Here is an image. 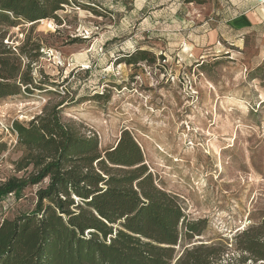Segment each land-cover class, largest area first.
<instances>
[{
	"label": "rangeland",
	"instance_id": "rangeland-1",
	"mask_svg": "<svg viewBox=\"0 0 264 264\" xmlns=\"http://www.w3.org/2000/svg\"><path fill=\"white\" fill-rule=\"evenodd\" d=\"M227 6L71 0L57 12L61 25L44 19L7 28L10 44L41 43L31 67L43 88L0 100V176L23 174L12 166L23 154L13 122L63 101L64 120L96 134L101 150L125 129L134 135L156 183L191 219L205 221L193 244L232 242L264 215V32L223 28ZM229 9L225 18L236 13ZM138 50L148 59L134 63ZM39 187L16 197L5 218L33 211Z\"/></svg>",
	"mask_w": 264,
	"mask_h": 264
},
{
	"label": "trees",
	"instance_id": "trees-1",
	"mask_svg": "<svg viewBox=\"0 0 264 264\" xmlns=\"http://www.w3.org/2000/svg\"><path fill=\"white\" fill-rule=\"evenodd\" d=\"M70 5L0 0V100L43 88L31 67L42 56L41 43L27 37L10 44L7 28L44 19L61 25L57 12ZM132 57L147 60L148 51ZM64 103L11 127L23 150L12 166L23 174L2 180L0 201L40 187L33 211L0 223V264H264V215L232 242L193 244L205 221L191 219L179 198L156 183L134 135L125 129L101 150L96 134L64 120Z\"/></svg>",
	"mask_w": 264,
	"mask_h": 264
},
{
	"label": "crops",
	"instance_id": "crops-1",
	"mask_svg": "<svg viewBox=\"0 0 264 264\" xmlns=\"http://www.w3.org/2000/svg\"><path fill=\"white\" fill-rule=\"evenodd\" d=\"M227 1L229 6L226 9L235 8L236 13L231 17L225 18L226 9H223V20L222 23L219 22L223 28H229L236 35L242 34L247 31L246 29H256L264 32V8L262 6H259L254 0ZM218 30L220 32V28Z\"/></svg>",
	"mask_w": 264,
	"mask_h": 264
},
{
	"label": "built area",
	"instance_id": "built-area-1",
	"mask_svg": "<svg viewBox=\"0 0 264 264\" xmlns=\"http://www.w3.org/2000/svg\"><path fill=\"white\" fill-rule=\"evenodd\" d=\"M259 6H262L264 8V0H254ZM5 153L0 155V168L2 167V161L5 158ZM12 168V166H10ZM1 175V174H0ZM4 178L0 176V184ZM16 196L13 193H10L8 196H6L4 199L0 201V223L5 219V213H7L11 207L13 206V203L15 202Z\"/></svg>",
	"mask_w": 264,
	"mask_h": 264
}]
</instances>
